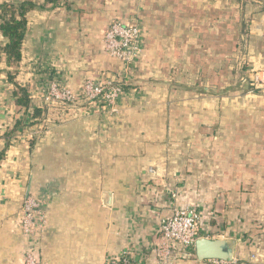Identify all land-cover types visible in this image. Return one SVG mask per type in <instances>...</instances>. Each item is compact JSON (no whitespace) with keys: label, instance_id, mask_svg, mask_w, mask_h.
I'll list each match as a JSON object with an SVG mask.
<instances>
[{"label":"crops","instance_id":"obj_1","mask_svg":"<svg viewBox=\"0 0 264 264\" xmlns=\"http://www.w3.org/2000/svg\"><path fill=\"white\" fill-rule=\"evenodd\" d=\"M27 1L36 8L16 82L34 101L45 102L55 82L77 97L89 78L129 86L115 112L104 99L45 103L43 119L11 140L0 164V264H24L27 252L38 264H163L159 225L179 206L200 211L207 237L235 240V258L194 254L173 264H264V94L245 98L236 85L228 103L180 87L196 75L235 85L248 0ZM115 19L142 28V57L132 65L105 51ZM248 35L250 68L262 78L264 10ZM7 42L0 30V48ZM9 70L1 57L0 133L18 114ZM29 196L46 212L38 235L21 227Z\"/></svg>","mask_w":264,"mask_h":264},{"label":"built area","instance_id":"obj_2","mask_svg":"<svg viewBox=\"0 0 264 264\" xmlns=\"http://www.w3.org/2000/svg\"><path fill=\"white\" fill-rule=\"evenodd\" d=\"M105 50L110 56L132 65L142 57V28L137 22L128 23L115 19L108 27L105 36ZM261 82V78H257ZM123 79L102 83L87 79L83 86V93L77 97L68 88L53 83L51 92L46 95V105L73 106L78 101L92 103L104 99L107 110L117 111V102L124 93ZM23 217L21 227L26 234L38 235L44 232L47 223L43 204L29 196L23 200ZM37 223V224H36ZM162 242L158 254L163 264H173L177 257L194 255V245L197 239L207 237L201 224L200 211L194 206H179L172 213L163 218L159 225ZM24 264H38L32 252H27ZM104 264H135L126 257L110 258Z\"/></svg>","mask_w":264,"mask_h":264},{"label":"trees","instance_id":"obj_3","mask_svg":"<svg viewBox=\"0 0 264 264\" xmlns=\"http://www.w3.org/2000/svg\"><path fill=\"white\" fill-rule=\"evenodd\" d=\"M63 0H47V4L57 6L60 5ZM36 8V4L30 1H22L19 3L5 2L0 7V30L2 34L7 38L8 42L0 48V55L4 56L10 70L7 72L8 79L15 85V104L18 109V114L15 119L13 127L0 133V164L6 157L7 148L13 136L17 135L21 128H24L29 119L32 120V124L36 123L35 119H43L47 112L45 102H39L33 100L32 94L29 88L21 86L16 82V76L18 73L17 67L22 61V46L28 30V13ZM128 84L124 85V89L128 87ZM14 136V137H15Z\"/></svg>","mask_w":264,"mask_h":264},{"label":"rangeland","instance_id":"obj_4","mask_svg":"<svg viewBox=\"0 0 264 264\" xmlns=\"http://www.w3.org/2000/svg\"><path fill=\"white\" fill-rule=\"evenodd\" d=\"M248 1L245 2L244 4L245 10L243 15L244 19L240 27L241 33L238 38V45L235 54L232 57L233 67L231 70L233 74L231 75L230 81H235V85L232 86L233 82L232 84L223 85V86H219L218 84H213V83H209L205 85L204 82L199 80L200 78L196 75L195 78L192 80L193 82L192 84L189 83V84H185L186 86H180V87H186L189 90L199 94L205 99L208 97L211 98V100L214 97L215 98L220 97L222 99L225 96L227 97L228 103L232 102L229 99V94L234 92V86L236 85L239 87L242 97L244 96L245 98L247 97L254 98L252 96L255 94H264V79H263L264 76L261 78L262 81L258 82L257 78H260L259 72L261 70L260 71L251 70L249 64V54H248L249 51L248 31L250 30L252 16H254V14L257 12L264 10V0H248ZM258 2H260L261 4ZM1 57L4 56L0 55V58ZM19 66L17 67L18 71H19ZM58 106L60 105H53L52 108L55 107L56 109H58ZM30 122H32L31 119H29L28 123L24 125L25 127L21 128L19 132H23L24 130H26L25 128H30L33 125ZM14 123L6 126V130H8V128L10 127H13ZM28 130H32V129H28ZM14 136L12 139L15 138Z\"/></svg>","mask_w":264,"mask_h":264},{"label":"water","instance_id":"obj_5","mask_svg":"<svg viewBox=\"0 0 264 264\" xmlns=\"http://www.w3.org/2000/svg\"><path fill=\"white\" fill-rule=\"evenodd\" d=\"M235 245V240L201 237L196 240L194 250L199 260L231 262L235 258Z\"/></svg>","mask_w":264,"mask_h":264}]
</instances>
